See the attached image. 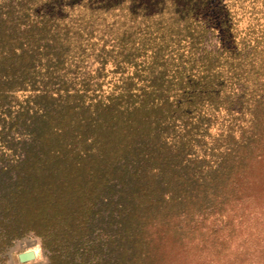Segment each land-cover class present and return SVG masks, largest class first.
Wrapping results in <instances>:
<instances>
[{
    "label": "trees",
    "instance_id": "trees-1",
    "mask_svg": "<svg viewBox=\"0 0 264 264\" xmlns=\"http://www.w3.org/2000/svg\"><path fill=\"white\" fill-rule=\"evenodd\" d=\"M264 264V0H0V252Z\"/></svg>",
    "mask_w": 264,
    "mask_h": 264
},
{
    "label": "rangeland",
    "instance_id": "rangeland-1",
    "mask_svg": "<svg viewBox=\"0 0 264 264\" xmlns=\"http://www.w3.org/2000/svg\"><path fill=\"white\" fill-rule=\"evenodd\" d=\"M33 250L36 257L33 260L20 262V253ZM48 256L38 237L30 234L24 238L15 240L7 250L0 252V264H46Z\"/></svg>",
    "mask_w": 264,
    "mask_h": 264
},
{
    "label": "water",
    "instance_id": "water-1",
    "mask_svg": "<svg viewBox=\"0 0 264 264\" xmlns=\"http://www.w3.org/2000/svg\"><path fill=\"white\" fill-rule=\"evenodd\" d=\"M36 257L35 252L33 250H28L19 254L18 258L20 262H26L33 260Z\"/></svg>",
    "mask_w": 264,
    "mask_h": 264
}]
</instances>
